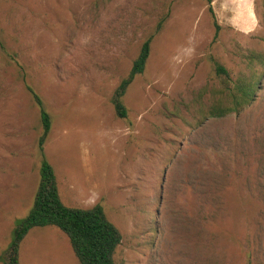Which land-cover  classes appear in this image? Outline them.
<instances>
[{"label":"rangeland","instance_id":"1","mask_svg":"<svg viewBox=\"0 0 264 264\" xmlns=\"http://www.w3.org/2000/svg\"><path fill=\"white\" fill-rule=\"evenodd\" d=\"M211 7L0 0V255L44 158L66 206L100 204L118 228L116 264H264V0ZM149 37L119 118L110 98ZM215 63L252 84L238 113L208 114L231 100ZM31 90L50 116L41 152ZM19 264L79 263L47 225L27 232Z\"/></svg>","mask_w":264,"mask_h":264},{"label":"trees","instance_id":"2","mask_svg":"<svg viewBox=\"0 0 264 264\" xmlns=\"http://www.w3.org/2000/svg\"><path fill=\"white\" fill-rule=\"evenodd\" d=\"M207 9L213 16L212 0H205ZM217 36L218 24L213 18ZM151 38L145 39L132 61L127 75L122 78L114 89L110 101L115 115L119 118L126 116V107L122 97L133 78L142 73L149 56ZM216 75L224 77L231 99L229 105H211L208 109L210 116H223L228 113H238L245 105L255 99V91L251 82L231 81L228 71L221 64L215 63ZM33 99L39 108L42 133L38 139L39 151H42L44 138L50 128V116L44 109L40 97L31 90ZM53 225L67 237L74 256L79 264H116L114 253L121 241L118 228L106 217L100 204L90 208L66 206L60 199L56 177L52 166L42 158L39 167V181L34 194L32 206L26 216L13 228L12 238L7 248L1 253L3 264H19V246L27 232L33 227Z\"/></svg>","mask_w":264,"mask_h":264}]
</instances>
